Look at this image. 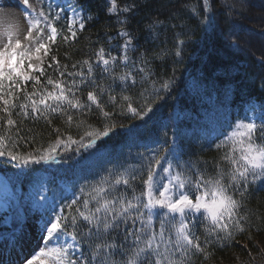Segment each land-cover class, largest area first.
<instances>
[{"label": "snow or ice", "instance_id": "6c2138e0", "mask_svg": "<svg viewBox=\"0 0 264 264\" xmlns=\"http://www.w3.org/2000/svg\"><path fill=\"white\" fill-rule=\"evenodd\" d=\"M16 3L25 27L22 31L8 28L0 35V113H3L0 126L7 129V134H0V157L7 156L11 162L28 166L48 164L80 149H93L98 141L116 131L113 117L125 115L106 110L102 99L105 94L113 108L123 100L131 117L144 121L165 98L161 93L170 95L174 89L175 69L173 76L160 82L158 88L157 82L152 81L151 94L142 107L134 106L129 95L113 94L117 80L124 90L136 86L137 76L148 82L154 75L152 62L166 54L179 62L190 42V38L176 39L174 51L162 49L150 59V50L146 47L140 51L138 38L129 30L138 10L135 2L119 7L116 0H110L108 12L117 17V37L122 41L120 54L112 55L101 47L95 53V61L73 63L74 71H68L66 64L61 65L53 52L58 40L75 41L92 20L80 0H41L39 9L30 0ZM217 3L220 8L215 7ZM171 4L172 0L161 4L155 19L152 13H145L146 43L159 39L160 27L174 32L180 27L174 21L185 17L174 6L169 7ZM0 7L4 4L0 3ZM231 7L224 0H200L189 10L197 19L196 27L203 26L205 32L211 30L214 35L224 30ZM164 11L168 13L166 22L158 18ZM61 21L64 24L58 26ZM236 27L233 24L232 30ZM181 34L187 35L183 29ZM130 53L138 55L134 59ZM259 62L264 64V57ZM118 66L126 71L117 76ZM94 68L108 74L112 84L98 83ZM258 87L264 91V80ZM84 88L92 89L86 93V102L79 95ZM93 106L107 120L103 130L93 129L85 120L74 119V111L83 117ZM247 111L255 113L257 106L249 101ZM259 111V123L246 113L229 124L228 130L216 138L218 142H210L218 151L224 150L214 174L202 169L198 160L185 159L186 154L177 149L173 138L172 142L165 139L150 155L137 152L139 162L135 166L114 165L106 169V176L81 186V196L74 193L70 200L62 198L58 208L38 191L36 203L42 210L39 230L43 247L26 258L25 264H193L195 257L207 259L213 245L223 246L251 226L248 196L253 186L264 187V142H258L264 141V104ZM14 114L48 123L53 115H63L69 124L86 128L78 138L57 135L47 147L20 153L17 150L20 141L28 143V140L21 135L19 122L12 118ZM133 127L127 126L129 135L134 136ZM56 131L59 133V129ZM163 135L167 137V132ZM137 180L141 184L139 195H135ZM128 189H132L131 197Z\"/></svg>", "mask_w": 264, "mask_h": 264}, {"label": "trees", "instance_id": "16d2710c", "mask_svg": "<svg viewBox=\"0 0 264 264\" xmlns=\"http://www.w3.org/2000/svg\"><path fill=\"white\" fill-rule=\"evenodd\" d=\"M80 2L92 20L86 29L78 34L75 41L58 40L55 46L57 50L53 52L58 56L61 65L69 66L68 71H74L71 68L73 63L82 65L86 59L95 61V53L101 47L106 52L110 51L112 55L120 54L119 45L122 41L117 37L119 25L116 22V15L108 13L109 0H80ZM116 2L119 7L133 2L138 6L135 17L131 19L129 30L138 38L140 51L146 47L150 50V59L154 53H159L162 49L167 52L174 51L173 45L176 39L190 38V42L179 62H177L178 58L170 54L154 60L151 65L154 75L148 82L140 81L137 76L138 83L129 90H124L118 80L113 84V94L118 97L129 95L134 106L142 107L151 94L152 81L157 82L158 88L160 82L173 76V69H175L174 89L170 95L161 93L165 98L154 107L153 119L156 122L154 126L149 124L147 118L140 121L131 117L123 100H119L118 106L113 108L107 101V94L103 96L106 110L125 113V115L113 117L117 129L121 128L120 125L131 124L134 126L132 131L135 135L120 133L118 130L117 134L109 138L105 146L103 145L104 149L90 152L87 159L91 162L90 167L98 171L95 175L97 178L106 176V169L114 165L135 166L136 154L142 142H151L152 139L158 144L164 142L163 133L169 130L167 114L170 111L171 102L177 98L179 92L178 101L182 113L180 128L184 132L187 129H191L193 133L199 130V133L204 130L217 131L218 125H229V122L233 120L231 108L236 110L233 114L235 119L243 118L247 113L248 116H253L259 121V108L264 104V91L258 87L261 80H264V64L259 62V58L264 57V0H224V3L232 7L227 10V23L224 25V30L217 31L214 35L211 30L205 32L203 26L197 28V19L191 16L189 7L198 5L200 0H172L169 7L174 6L185 19L174 21L180 25L175 32L171 28L160 27L159 31L162 34L154 43L145 41L144 24L148 21L144 19V16L146 12H150L154 19L157 18V11L161 4L168 3V0H116ZM215 7L220 8L221 4L217 3ZM167 15V11H164L158 18L166 22ZM63 24L64 21L58 26ZM233 24L238 26L235 30H232ZM181 29L187 33L186 36L181 34ZM130 54L134 59L138 55V53ZM94 70L98 83L104 86L112 84L108 74L102 73L99 68ZM124 71L126 69L118 66L115 74L118 76ZM49 72L52 74L51 70ZM188 75L194 76V84L197 87L195 90H191L186 85V81L183 83V77L186 79ZM184 85L186 86L183 87ZM89 90L92 89L84 88L79 94L85 102L86 93ZM141 93L145 95L141 96ZM249 101L257 106L255 113L247 111ZM220 111L226 113L223 114ZM2 115L3 113H0V116ZM12 118L19 122L21 135L28 140V143L20 141L17 149L20 153H31L42 146L47 147L57 135H71L78 138L83 134L87 124H90L93 129L103 130L107 122L94 106L93 110L83 117L74 111V119L86 121V125L82 127L69 124L66 116L63 115H53L51 123L44 119H25L15 114ZM56 129H59V133ZM0 134H7V129L0 126ZM154 134H159L161 138H154ZM186 151L190 152L187 149ZM6 158L9 160L7 156ZM197 158L201 160L203 167L208 165L212 169H215L216 164L221 160L218 153L212 158L209 155ZM8 163L9 161L0 158V167L6 168ZM134 187L136 190L141 187L139 180L134 183ZM127 192L128 195L133 193L132 189H128ZM247 210L252 214L251 226H246L243 233L234 235L233 239L226 241L223 246H212L209 249L211 255L207 259L195 258L193 264H264V193L251 192L248 196Z\"/></svg>", "mask_w": 264, "mask_h": 264}, {"label": "rangeland", "instance_id": "374dc122", "mask_svg": "<svg viewBox=\"0 0 264 264\" xmlns=\"http://www.w3.org/2000/svg\"><path fill=\"white\" fill-rule=\"evenodd\" d=\"M0 3L4 4V7H0V35L8 28H15L22 31L25 27V22L16 0H0ZM30 4L34 8L39 9L41 7V0H30ZM38 241L40 247H43L41 239Z\"/></svg>", "mask_w": 264, "mask_h": 264}]
</instances>
